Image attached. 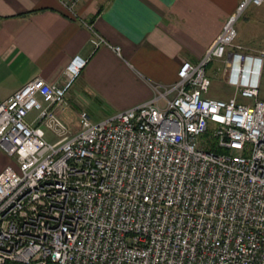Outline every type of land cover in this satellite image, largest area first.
I'll return each mask as SVG.
<instances>
[{
	"label": "built area",
	"instance_id": "1",
	"mask_svg": "<svg viewBox=\"0 0 264 264\" xmlns=\"http://www.w3.org/2000/svg\"><path fill=\"white\" fill-rule=\"evenodd\" d=\"M57 1L74 14L79 0ZM263 1L239 0L174 83L99 121L80 112L73 132L55 109L80 55L60 83L34 77L0 101V148L18 165L0 171V264H264V50L234 44L236 19ZM213 60L232 97L208 95Z\"/></svg>",
	"mask_w": 264,
	"mask_h": 264
},
{
	"label": "crops",
	"instance_id": "2",
	"mask_svg": "<svg viewBox=\"0 0 264 264\" xmlns=\"http://www.w3.org/2000/svg\"><path fill=\"white\" fill-rule=\"evenodd\" d=\"M238 1L79 0L69 14L57 0H0V101L34 77L60 83L80 55L87 61L67 99L94 98L105 117L134 107L154 95V85L174 83L184 62L202 57ZM241 16L263 20L264 1ZM94 33L106 43L95 47ZM9 161L0 148V170Z\"/></svg>",
	"mask_w": 264,
	"mask_h": 264
},
{
	"label": "rangeland",
	"instance_id": "3",
	"mask_svg": "<svg viewBox=\"0 0 264 264\" xmlns=\"http://www.w3.org/2000/svg\"><path fill=\"white\" fill-rule=\"evenodd\" d=\"M260 10V7H258ZM251 20V19H250ZM246 20L243 16L239 17L235 22V28L237 30V36L234 40L235 45L242 43L248 50L252 53L260 52L264 50V19H258V23H253V21ZM227 73L224 70V62L220 60H213L212 63L207 67V75L211 79V85L208 91L209 96L219 97V98H229L235 94L234 86H227L225 80L227 78ZM79 77L77 76L67 94L65 95V100L67 104L61 105L55 109L56 113L62 110V115L58 114L60 119L65 123L69 132H73L78 129V113L80 110H85L92 121H99L104 118V113L101 112L100 103L95 101L94 98H90L81 94L80 97L72 96L68 97V94L77 90ZM260 98L264 99V73L262 74L259 88ZM37 111L33 110L29 113L27 120L30 121L36 115ZM61 115V116H60ZM45 134V139L48 142H54L58 139L55 132L45 126H42ZM9 164L16 171H18V165L15 159L9 156ZM2 170V169H1ZM0 170V171H1Z\"/></svg>",
	"mask_w": 264,
	"mask_h": 264
},
{
	"label": "trees",
	"instance_id": "4",
	"mask_svg": "<svg viewBox=\"0 0 264 264\" xmlns=\"http://www.w3.org/2000/svg\"><path fill=\"white\" fill-rule=\"evenodd\" d=\"M208 67H209V65H208ZM6 264H24V263L15 262V261H8ZM30 264H35V263H30Z\"/></svg>",
	"mask_w": 264,
	"mask_h": 264
}]
</instances>
